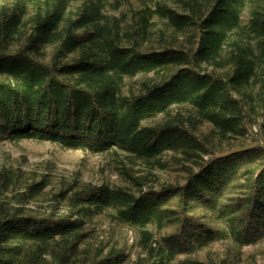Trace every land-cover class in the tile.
Here are the masks:
<instances>
[{
	"label": "trees",
	"instance_id": "trees-1",
	"mask_svg": "<svg viewBox=\"0 0 264 264\" xmlns=\"http://www.w3.org/2000/svg\"><path fill=\"white\" fill-rule=\"evenodd\" d=\"M138 2L0 0V142L110 156L126 181L25 206L43 175L0 199V264H126L82 247L101 216L138 230L147 264H248L264 242V0Z\"/></svg>",
	"mask_w": 264,
	"mask_h": 264
},
{
	"label": "rangeland",
	"instance_id": "rangeland-1",
	"mask_svg": "<svg viewBox=\"0 0 264 264\" xmlns=\"http://www.w3.org/2000/svg\"><path fill=\"white\" fill-rule=\"evenodd\" d=\"M135 8H139L138 0H132ZM123 13L131 17L130 11L125 7ZM118 16L119 12H112ZM247 18V14L244 17ZM146 77L139 75L133 79H126L123 91L127 94L138 92L140 82ZM157 118L156 120H159ZM254 132L257 130L254 128ZM264 142V132L256 134ZM254 136H249L245 143H252ZM0 170L8 172L11 186L0 190V199L8 200L15 191L23 189L31 180H38L46 175L49 180L48 187L37 199L25 206H48L51 196L63 184L72 181L87 182L95 185L107 183L110 185H126L124 177L117 169V164L110 156L93 155L81 151H69L51 143H39L25 140L18 143L0 142ZM161 181H167L169 175L159 174ZM90 232L89 238L82 247H94L100 242L125 246L129 254L126 264H147L146 254L139 245V232L128 226L116 224L108 216L94 218L86 226ZM157 234L156 230L152 229ZM244 260L248 264H264V242L244 249Z\"/></svg>",
	"mask_w": 264,
	"mask_h": 264
}]
</instances>
